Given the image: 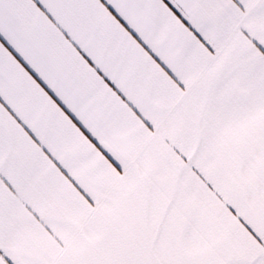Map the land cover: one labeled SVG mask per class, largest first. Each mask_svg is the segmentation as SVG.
<instances>
[{
	"label": "snow or ice",
	"instance_id": "obj_1",
	"mask_svg": "<svg viewBox=\"0 0 264 264\" xmlns=\"http://www.w3.org/2000/svg\"><path fill=\"white\" fill-rule=\"evenodd\" d=\"M0 264H264V0H0Z\"/></svg>",
	"mask_w": 264,
	"mask_h": 264
}]
</instances>
